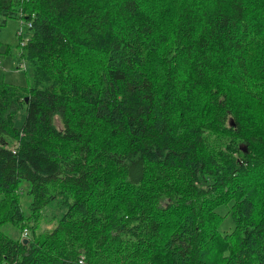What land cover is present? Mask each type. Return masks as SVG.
<instances>
[{
	"label": "trees",
	"instance_id": "obj_1",
	"mask_svg": "<svg viewBox=\"0 0 264 264\" xmlns=\"http://www.w3.org/2000/svg\"><path fill=\"white\" fill-rule=\"evenodd\" d=\"M10 18L33 85L0 80V264H264V0H0Z\"/></svg>",
	"mask_w": 264,
	"mask_h": 264
},
{
	"label": "rangeland",
	"instance_id": "obj_2",
	"mask_svg": "<svg viewBox=\"0 0 264 264\" xmlns=\"http://www.w3.org/2000/svg\"><path fill=\"white\" fill-rule=\"evenodd\" d=\"M21 29L23 33L22 36H19ZM27 38L28 26L27 24H23L18 18H10L7 20L6 25L0 27V80L17 86L31 87L33 85L32 65L25 60L20 53L22 50L21 43L26 41ZM7 48H9V50L6 52ZM25 64L26 70H24ZM25 116L26 111L23 109L20 110L15 117V125L17 127L23 125ZM57 125L60 127L58 121ZM28 185H24L25 191L29 188ZM22 204L23 211L28 215V207L30 204L29 196L24 195ZM57 211L61 210L56 205L47 207L42 211V216L38 220V228L34 234L35 237L46 234L49 230H53L56 227L59 220V218H56V214H58ZM2 230L6 235L13 238L16 237L18 232V228L11 226H4ZM29 236L30 232L28 234V237Z\"/></svg>",
	"mask_w": 264,
	"mask_h": 264
},
{
	"label": "built area",
	"instance_id": "obj_3",
	"mask_svg": "<svg viewBox=\"0 0 264 264\" xmlns=\"http://www.w3.org/2000/svg\"><path fill=\"white\" fill-rule=\"evenodd\" d=\"M28 27H30V24H28ZM22 31H23V30L21 29V30H20V33H19V36H22V33H23ZM27 40H28V38H27ZM27 40L24 41L23 43H21V46H24V45L26 44ZM23 66H24V65H23ZM24 70H26V64H25V66H24ZM28 234H29L28 230L25 229V230L23 231V233H22V239H27ZM82 262H83V260L81 259L80 263H82Z\"/></svg>",
	"mask_w": 264,
	"mask_h": 264
}]
</instances>
